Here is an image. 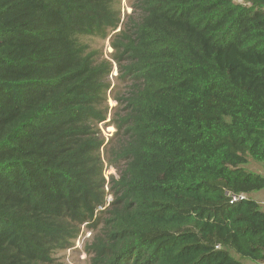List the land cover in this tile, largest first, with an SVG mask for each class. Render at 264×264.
Masks as SVG:
<instances>
[{
    "label": "trees",
    "instance_id": "trees-1",
    "mask_svg": "<svg viewBox=\"0 0 264 264\" xmlns=\"http://www.w3.org/2000/svg\"><path fill=\"white\" fill-rule=\"evenodd\" d=\"M115 7L0 0V264H62L83 227L91 264L264 263L247 168L264 167V0H135L107 182L111 70L81 37L117 27Z\"/></svg>",
    "mask_w": 264,
    "mask_h": 264
},
{
    "label": "rangeland",
    "instance_id": "rangeland-1",
    "mask_svg": "<svg viewBox=\"0 0 264 264\" xmlns=\"http://www.w3.org/2000/svg\"><path fill=\"white\" fill-rule=\"evenodd\" d=\"M135 0H116V10H119L121 20L117 27H106L101 33L90 34L81 37V41L88 45V50L93 54V57L98 63L105 62L110 73L107 75L105 82L109 84L108 88L101 94L100 106L105 111L104 119L95 122V131H98L100 137L105 140V144L101 149L103 158L104 172L107 182L110 175L118 176L116 167L109 164L106 158V149L117 143L119 135L117 128V117L123 113L124 104L121 101L131 90L132 81L129 76L124 75V65L126 64L125 57L121 60L117 59L118 49L114 46L116 38L125 33H131L135 22L138 20L139 12L136 11ZM248 170L264 174L262 164L251 161L247 165ZM109 190V188H107ZM264 209V189L251 194ZM113 198L111 193L106 195L105 208ZM95 232L82 228L81 233L74 241V246L70 249L59 251L53 254L62 264H91L90 255L86 250V242L92 241ZM88 243V242H87ZM236 255V254H235ZM239 257L238 255H236ZM245 264L253 263L249 259H242ZM263 264V263H260Z\"/></svg>",
    "mask_w": 264,
    "mask_h": 264
},
{
    "label": "built area",
    "instance_id": "built-area-1",
    "mask_svg": "<svg viewBox=\"0 0 264 264\" xmlns=\"http://www.w3.org/2000/svg\"><path fill=\"white\" fill-rule=\"evenodd\" d=\"M237 198L236 197H234V200H236ZM264 264V263H263Z\"/></svg>",
    "mask_w": 264,
    "mask_h": 264
}]
</instances>
